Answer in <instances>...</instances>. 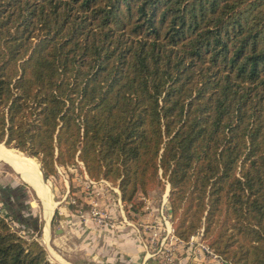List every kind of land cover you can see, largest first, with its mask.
Returning <instances> with one entry per match:
<instances>
[{
    "label": "trees",
    "instance_id": "trees-1",
    "mask_svg": "<svg viewBox=\"0 0 264 264\" xmlns=\"http://www.w3.org/2000/svg\"><path fill=\"white\" fill-rule=\"evenodd\" d=\"M0 143L264 264V0H0ZM0 264L56 263L0 214Z\"/></svg>",
    "mask_w": 264,
    "mask_h": 264
},
{
    "label": "rangeland",
    "instance_id": "rangeland-1",
    "mask_svg": "<svg viewBox=\"0 0 264 264\" xmlns=\"http://www.w3.org/2000/svg\"><path fill=\"white\" fill-rule=\"evenodd\" d=\"M32 159L39 167L41 180L46 185L48 201L56 202V205L61 202L52 212V221L47 222L46 206L37 190L23 181L20 174L3 161H0V214L22 236L38 240L47 249L52 262L171 264L167 263V256L170 252H176L179 245L173 241L169 232L171 220L168 213V183L151 191L145 198L139 195L137 203L142 204L140 207L126 209L116 199L113 189H105V194L100 199L88 194L90 190L86 188L87 180L79 166L80 162L72 167L73 171L67 172L60 168L61 173L46 180L38 159ZM81 166L84 167L83 163ZM94 199L100 203L98 214L91 213ZM57 211L59 216L55 217ZM60 214L65 215L67 221H61ZM47 223L50 245L44 240Z\"/></svg>",
    "mask_w": 264,
    "mask_h": 264
},
{
    "label": "bare ground",
    "instance_id": "bare-ground-1",
    "mask_svg": "<svg viewBox=\"0 0 264 264\" xmlns=\"http://www.w3.org/2000/svg\"><path fill=\"white\" fill-rule=\"evenodd\" d=\"M0 161H3L4 163H7L11 167H13L20 174L23 181H26L37 190L38 194L40 195L46 206V216L47 219L49 220L50 217L52 216V212L56 206V203H51L48 201L46 197V185L41 180L42 176L39 173L38 170L39 167L36 165L35 161L32 158L27 157L18 151L8 149L7 147L1 144H0ZM49 238H50L49 232L47 231L44 236V240L47 243V245H50ZM65 264H70V263H65Z\"/></svg>",
    "mask_w": 264,
    "mask_h": 264
},
{
    "label": "crops",
    "instance_id": "crops-1",
    "mask_svg": "<svg viewBox=\"0 0 264 264\" xmlns=\"http://www.w3.org/2000/svg\"><path fill=\"white\" fill-rule=\"evenodd\" d=\"M79 166L82 168V173H83V175L85 174L84 177L86 178V175H88V174L86 173L84 167L81 166V163L79 164ZM70 170L73 171L74 169L69 168L66 171L70 172ZM58 172L61 173L62 170L59 168ZM115 193H116V195L115 194L114 195H115L116 199L120 200V203L122 204L123 202L121 199V192H120L119 188L117 191H115ZM37 196H39V195L37 194ZM39 198L41 199L40 196H39ZM142 198H145V197H142ZM59 203H61V202H57V205ZM49 220H50V222L52 221V216L50 217ZM49 220L47 219V222H49ZM60 220L65 222V221H67V217L63 214H60ZM37 227H38V225L35 226V228H37ZM48 227H49V224L47 223L46 228H45V234L47 231L49 232V230H47V229H49ZM45 234H44V236H45ZM49 237H50V232H49ZM49 242H50V238H49ZM176 244L179 245V249L176 252H174V261L171 262V264H227L222 259H220L219 257H216L210 253H207L201 248V237H197V236L194 237L190 243H183V242L179 241Z\"/></svg>",
    "mask_w": 264,
    "mask_h": 264
},
{
    "label": "built area",
    "instance_id": "built-area-1",
    "mask_svg": "<svg viewBox=\"0 0 264 264\" xmlns=\"http://www.w3.org/2000/svg\"><path fill=\"white\" fill-rule=\"evenodd\" d=\"M86 180H87L86 181V188L88 190H90V192H88V194L91 195V196H98V199H100L101 197L104 196L105 189H107V188L110 189V190L113 189L115 191L118 190L117 187H114L111 183H109L108 181H106L104 179L96 181V180H93V179L89 178V176L86 175ZM99 204L100 203H99L98 200L93 201V209H92L91 213H93V214H98L99 213L98 212ZM169 229H170L169 232L171 233V236L174 238L173 241H175V243H178L180 240L174 235L172 223H171ZM201 248L205 252L210 253V254L218 257L216 254L213 253L212 250L209 249V247L206 244H204L202 242H201ZM173 261H174V252H170V254H168V256H167V263H171Z\"/></svg>",
    "mask_w": 264,
    "mask_h": 264
},
{
    "label": "water",
    "instance_id": "water-1",
    "mask_svg": "<svg viewBox=\"0 0 264 264\" xmlns=\"http://www.w3.org/2000/svg\"><path fill=\"white\" fill-rule=\"evenodd\" d=\"M169 192H170V186H169V191H168V195H169Z\"/></svg>",
    "mask_w": 264,
    "mask_h": 264
}]
</instances>
